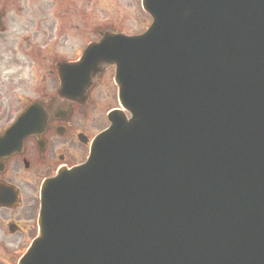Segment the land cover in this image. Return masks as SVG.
<instances>
[{
    "label": "water",
    "instance_id": "1",
    "mask_svg": "<svg viewBox=\"0 0 264 264\" xmlns=\"http://www.w3.org/2000/svg\"><path fill=\"white\" fill-rule=\"evenodd\" d=\"M143 2V35L60 72L115 65L132 117L47 182L20 264H264V0Z\"/></svg>",
    "mask_w": 264,
    "mask_h": 264
},
{
    "label": "flooded vegetation",
    "instance_id": "2",
    "mask_svg": "<svg viewBox=\"0 0 264 264\" xmlns=\"http://www.w3.org/2000/svg\"><path fill=\"white\" fill-rule=\"evenodd\" d=\"M143 14L142 0H0V264L36 239L42 184L84 163L119 107L113 75L72 98L58 66L107 32L141 34Z\"/></svg>",
    "mask_w": 264,
    "mask_h": 264
},
{
    "label": "rangeland",
    "instance_id": "3",
    "mask_svg": "<svg viewBox=\"0 0 264 264\" xmlns=\"http://www.w3.org/2000/svg\"><path fill=\"white\" fill-rule=\"evenodd\" d=\"M143 18L145 19V23L149 24V21H150V18L147 14H143ZM132 24H134V27H137V25H139L138 23L135 22V16L132 17ZM134 31H136L135 29H133ZM114 72H115V69L114 67L112 66H109V65H106V69L104 70V74H106V76L104 78H106V81L113 75L114 76ZM109 77V78H108ZM111 79V78H110ZM105 93H108V92H105Z\"/></svg>",
    "mask_w": 264,
    "mask_h": 264
}]
</instances>
